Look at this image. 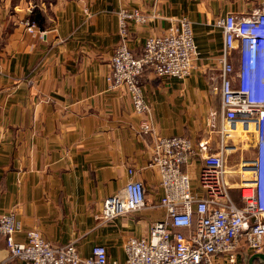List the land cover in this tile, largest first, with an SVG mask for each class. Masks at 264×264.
I'll return each mask as SVG.
<instances>
[{"label": "crops", "instance_id": "obj_1", "mask_svg": "<svg viewBox=\"0 0 264 264\" xmlns=\"http://www.w3.org/2000/svg\"><path fill=\"white\" fill-rule=\"evenodd\" d=\"M261 2L0 0V215L13 213L19 225L14 239L24 242L26 231L35 229L53 245L74 242L81 256L99 244L108 263L123 262L126 239L147 236L163 215L148 208L106 222L98 217L104 198L131 179L142 180L153 201L162 193L156 169L148 166L153 137L138 133L139 121H149L155 136L207 137L211 113L220 121L223 33L214 20ZM121 8L152 15L129 27L135 54L148 36L161 35L179 17L191 22L198 50L184 79L143 73L144 115L106 80ZM37 12L40 24L32 20ZM26 20L36 24L34 31L28 32ZM189 173L195 179L196 169ZM7 256L0 235V264H23ZM237 259L264 264V247L242 249Z\"/></svg>", "mask_w": 264, "mask_h": 264}, {"label": "built area", "instance_id": "obj_2", "mask_svg": "<svg viewBox=\"0 0 264 264\" xmlns=\"http://www.w3.org/2000/svg\"><path fill=\"white\" fill-rule=\"evenodd\" d=\"M150 17L137 8L117 12L118 41L106 77L111 88L126 92L138 115L149 110L141 86L143 73L148 70L157 77L184 79L198 55L186 17L175 18L161 35L148 36L141 52L135 54L128 46L129 27L146 23ZM25 24L28 32L36 29L31 20ZM214 26L223 33L217 75L219 123L216 112L211 113L210 133L192 142L183 135L155 136L152 124L141 119L138 133L153 137L148 166L156 169L162 193L153 201L144 182L131 179L104 198L98 214L106 222L148 208L162 209L149 234L127 238L124 261L108 263L106 248L99 244L89 256H81L74 242L53 245L35 229L26 231L24 242L16 241L19 225L11 212L0 215L7 260L23 264H239L240 250L264 247V0L257 9L217 17ZM190 168L196 169L195 179Z\"/></svg>", "mask_w": 264, "mask_h": 264}, {"label": "trees", "instance_id": "obj_3", "mask_svg": "<svg viewBox=\"0 0 264 264\" xmlns=\"http://www.w3.org/2000/svg\"><path fill=\"white\" fill-rule=\"evenodd\" d=\"M32 20H34L36 23L40 24L41 18H40V13L37 12L36 14L32 15Z\"/></svg>", "mask_w": 264, "mask_h": 264}, {"label": "rangeland", "instance_id": "obj_4", "mask_svg": "<svg viewBox=\"0 0 264 264\" xmlns=\"http://www.w3.org/2000/svg\"><path fill=\"white\" fill-rule=\"evenodd\" d=\"M228 143H229V141H228ZM231 194H232V197L234 198V200H237V192H236V190H232Z\"/></svg>", "mask_w": 264, "mask_h": 264}]
</instances>
